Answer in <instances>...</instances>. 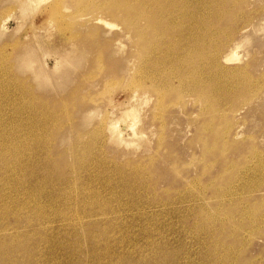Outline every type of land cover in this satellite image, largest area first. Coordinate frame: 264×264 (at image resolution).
I'll return each mask as SVG.
<instances>
[{
    "label": "rangeland",
    "instance_id": "374dc122",
    "mask_svg": "<svg viewBox=\"0 0 264 264\" xmlns=\"http://www.w3.org/2000/svg\"><path fill=\"white\" fill-rule=\"evenodd\" d=\"M73 10L70 27L58 28L48 22L43 5L24 9L15 0H0L2 264H264V183L258 189L244 185L246 170L264 165V0L172 3L160 17L163 23L147 34L149 67L185 79L194 61L218 56L216 73L229 84L227 100L203 111V97L199 102L185 88L158 104L149 94L150 102L139 103L142 119L136 126L151 129L123 147L108 141L106 126L130 108L136 83L144 81L135 75V47L119 20L104 11L90 5ZM74 13L101 17L113 27L101 26L95 39L72 41L77 52H89L82 66L55 89H37L32 73L22 69L21 54L33 53L35 67L50 72L56 53L70 47L69 34L79 30L90 38L94 31L92 21L78 27ZM103 39L112 45L99 52ZM117 42L123 47L110 56ZM236 45L240 59L223 63ZM57 78L51 74V82ZM169 85L166 93L178 90L175 80ZM208 95L211 102L221 99L213 90ZM252 175L256 184L264 180Z\"/></svg>",
    "mask_w": 264,
    "mask_h": 264
},
{
    "label": "bare ground",
    "instance_id": "6f19581e",
    "mask_svg": "<svg viewBox=\"0 0 264 264\" xmlns=\"http://www.w3.org/2000/svg\"><path fill=\"white\" fill-rule=\"evenodd\" d=\"M18 2V6L19 8H26V7H38V6H44V9L47 12L48 15V22L49 19H52V21L54 22V25L56 24V26L58 28H63V27H70L69 25V21H67V19L71 18V16L73 15V12L75 9V11L81 12L83 11L85 8H87L89 5L92 6V8H96V9H100L102 11H104L107 15L115 18L116 20H119V22L122 25V34L124 36H127L130 41L131 44H133V47L135 49L136 52H134L135 54L132 56V58L136 59L139 61V70L136 71V77L140 76V78H143L144 81H142V83L137 82L136 83V87H135V91L133 92L132 95V99L131 102L133 104L130 103V108L123 110L122 112H120L119 117L114 120L113 122H110L109 124H107V131L109 132V138L108 141L116 146H130V145H134L135 143H137L139 140H142L145 138L146 136V130L148 128V130L151 129V125H147L144 126L143 129L141 127V129H139L136 126V123L140 120L141 121V113H140V108H139V103L144 101L145 104H147L148 100H147V95H155L156 97V103L158 104L160 101L164 100V95H166V97H174L179 90L181 92L183 91V88L186 89L187 93L193 92L196 94V97L198 96L199 102H200V98L203 97V103L200 106L201 110H206V111H210V110H215V108L218 107V104H220L219 102H221V100H227L225 98V96H223L225 93V91L228 92V83H224V81H220L221 76H217L218 74L216 73L217 69L216 67H220V63L218 61V56L215 55H209L210 57H208V61L204 63H199L198 65L196 64V62L194 61V65L191 69V71L189 72V78H185L183 79L182 76L176 75L173 71H169L167 73L166 69H164L166 71L165 72H161V71H154L155 67H149V59H146V56L144 55L145 52V43H146V37L147 34H149L151 32L152 29H155L157 26H159L161 23H163L164 20H161L160 17L163 15H168L167 11H171V7H172V3H175L177 1H181V0H15ZM233 1V0H232ZM236 1V0H234ZM233 3V2H232ZM88 4V5H87ZM232 5V4H231ZM232 8V7H231ZM71 9L73 11H71ZM63 10V11H62ZM260 10V9H259ZM43 11V9L41 10ZM258 11V10H257ZM45 12V11H44ZM244 12V11H243ZM46 14V13H45ZM75 14V13H74ZM46 15V16H47ZM76 15V14H75ZM246 15V14H245ZM249 15V14H248ZM77 18H79V24H76L78 27H84L85 23H87V21H92L93 25H94V31L89 34L90 38H87L86 35H82L81 33H79V30H77L76 34H69L67 36V38H65V41H67V43H71L72 41L76 40V39H80L85 40L86 39H95L98 36V31L101 30V26H103L104 28H112L113 25L109 24L108 22H106L103 18L101 17H96V18H92V19H85L84 15L82 14H77L76 15ZM252 16V14H251ZM45 17V16H44ZM88 17V16H87ZM94 17V16H93ZM109 18V17H108ZM245 19V18H244ZM249 20V19H248ZM51 21V20H50ZM51 21V22H52ZM50 22V23H51ZM166 22V20H165ZM68 23V24H67ZM69 25V26H68ZM72 25V24H71ZM249 27V26H248ZM247 27V29H248ZM252 28V27H251ZM261 28V27H260ZM65 30V29H64ZM246 30V29H245ZM2 28H1V30ZM48 31V30H46ZM242 31V30H241ZM65 32V31H64ZM63 33V32H62ZM61 34V33H60ZM50 37V36H49ZM118 37V35L116 36ZM47 39V38H46ZM120 39V38H119ZM118 39V40H119ZM233 39V38H232ZM122 40V39H120ZM79 41V42H81ZM231 41V39H230ZM229 41V42H230ZM235 41V40H234ZM243 41V40H242ZM78 42V43H79ZM83 42V41H82ZM228 42V41H227ZM237 42V41H236ZM241 42V40H240ZM232 43V42H230ZM229 43V44H230ZM235 43V42H234ZM243 43V42H242ZM239 44V43H237ZM112 42H110V40L107 39H103V43L102 46L99 47V52H102V50H109V48L111 47ZM70 47H68L67 50H64L63 53H56V63L54 65V67L51 69L50 72H48L47 70H42L41 68H36L35 67V61L37 59H35V55H33V53L29 52V51H24L20 57L17 56L18 58H22V69L23 70H29V72H31V76L30 79H32L36 85L37 89H44V88H48V86L52 89H55V87L58 86V82H60L61 80H63L64 78H66V76L68 75V72L70 73V71L72 70H77L79 69L82 65L79 63V61H83L86 58V55L89 54L86 53V51L81 50L79 52L76 51V49L74 48L75 43H71L69 44ZM225 46V45H224ZM114 47L111 52L109 53L110 56H115L117 53H119L120 49L123 47L119 42H117L116 44H114ZM216 48V47H215ZM230 48V47H229ZM237 48V45L232 47L231 50L227 51L228 54L226 53V55L221 58L223 59V63L225 64H231L233 62L238 61L240 58L237 55V51H235V49ZM239 48V47H238ZM132 49V48H131ZM241 49V47H240ZM98 50V49H97ZM239 50V49H237ZM216 51V50H215ZM225 51V50H224ZM211 53V52H210ZM217 53V52H216ZM52 54V53H51ZM99 54L96 58V60H98L100 58V56L102 55L101 53H97ZM215 54V53H214ZM217 55V54H216ZM221 55V53H220ZM102 57V56H101ZM17 58V60H18ZM130 59V58H129ZM195 59V58H194ZM220 59V58H219ZM102 60V58H101ZM99 61V60H98ZM131 61V59H130ZM19 62V61H18ZM74 63V64H73ZM85 63V62H84ZM100 63V62H99ZM102 63V62H101ZM222 63V64H223ZM74 66H73V65ZM129 64V63H128ZM143 64V65H141ZM246 64H248L246 62ZM85 65V64H84ZM229 66V65H228ZM244 66V65H243ZM102 67V66H101ZM246 67V66H245ZM20 68V67H19ZM104 68V67H103ZM102 68V69H103ZM228 68V67H227ZM232 68V67H231ZM237 68V67H236ZM170 69V68H169ZM220 69V68H219ZM230 69V68H229ZM20 68V71H23ZM33 70V72H32ZM223 70V69H222ZM242 70V69H240ZM245 70V69H244ZM226 71V70H225ZM247 71V70H246ZM134 72V71H133ZM228 72V71H227ZM243 73V71H242ZM51 74L55 75L56 77L58 76V78L56 80H54V83L51 82ZM150 74H154L155 76H151L149 78H153L155 80V83H157L156 85L153 84L152 81H149L147 78ZM221 74V73H220ZM232 74V73H231ZM236 74V73H234ZM239 74V73H238ZM225 75V74H224ZM250 76V75H249ZM230 77V76H229ZM243 77V76H242ZM132 78V77H131ZM135 78V77H134ZM228 78V77H227ZM249 78V77H248ZM247 78V79H248ZM232 79V78H231ZM240 79V78H239ZM251 79V78H250ZM264 79V78H263ZM177 82V86H178V90L175 91L173 90L172 92H168L166 93L165 89L166 86H168L169 84L172 85L173 81ZM226 80V79H225ZM236 80V79H235ZM244 80V79H243ZM185 81V82H183ZM239 81V80H238ZM234 82V81H233ZM230 82V83H233ZM264 82V81H263ZM238 83V82H237ZM241 83V82H240ZM246 83V82H245ZM259 83V81H258ZM46 84V85H44ZM54 84V85H53ZM169 85V87H170ZM232 85V84H231ZM252 85V84H251ZM46 86V87H45ZM241 86V85H240ZM245 86V85H244ZM257 86V85H256ZM215 87L216 90H215ZM246 87V86H245ZM241 88V87H240ZM239 89V88H237ZM250 89V87L248 88ZM210 90L215 91L216 94H221V99L217 100L215 99L214 101H209L208 99L210 98V94L208 95V92ZM245 90V88H243V91ZM239 91V90H238ZM259 91V90H258ZM177 92V93H176ZM246 92H248L246 90ZM239 93V92H238ZM175 94V95H172ZM192 94V93H191ZM230 94V93H229ZM227 94V95H229ZM235 94V93H234ZM258 93L255 94V96H257ZM242 95V94H241ZM73 96V95H72ZM200 96V98H199ZM209 96V98L207 99V97ZM212 96V95H211ZM215 96V95H214ZM176 97V96H175ZM183 97V95H182ZM254 96H252L253 98ZM151 98V97H150ZM225 98V99H224ZM182 99V98H179ZM197 99V98H195ZM197 99V100H198ZM141 100V101H140ZM147 100V102H146ZM183 100V99H182ZM182 100H180L182 102ZM193 100V99H192ZM233 100V99H232ZM179 101L178 100V95H177V100L176 102ZM150 102V100H149ZM175 102V103H176ZM192 102V101H191ZM170 103V102H169ZM168 103V104H169ZM222 103V102H221ZM144 104V106H145ZM156 104V105H157ZM172 104V103H171ZM225 104V103H224ZM222 104V105H224ZM155 105V104H154ZM155 105V106H156ZM167 105V103H166ZM229 105V104H228ZM232 105V104H231ZM178 106V105H177ZM160 107V105H159ZM224 107V106H223ZM231 107V106H230ZM16 108V107H15ZM162 108V106H161ZM233 108V107H232ZM118 109V108H117ZM166 109V107H165ZM86 110V109H85ZM90 110V109H89ZM94 110V107H93ZM161 110V109H160ZM230 110V109H229ZM228 110V111H229ZM116 111V110H115ZM202 111V112H203ZM224 111V110H223ZM92 112V111H91ZM142 112V110H141ZM164 112V110H163ZM161 112V113H163ZM222 112V110H221ZM231 112V111H229ZM90 112H86L85 113V118L86 116L89 114ZM91 114V113H90ZM89 114V115H90ZM221 114V113H220ZM227 114V113H226ZM111 116V115H110ZM223 116V115H222ZM144 117V116H143ZM88 118V117H87ZM163 118V117H162ZM209 121V119H208ZM229 121V120H228ZM105 122V120H104ZM202 123L204 124V122L202 121ZM105 124V123H104ZM164 124V123H163ZM207 124V121H206ZM212 124V123H211ZM210 125V124H209ZM217 125V124H216ZM223 125V124H221ZM225 125V124H224ZM229 125H231L229 123ZM162 126V125H161ZM233 126V125H232ZM239 126V125H238ZM153 127V126H152ZM208 127V126H207ZM210 127V126H209ZM229 127V126H228ZM235 127V126H234ZM150 128V129H149ZM202 128H204L202 126ZM206 128V127H205ZM204 128V130H206ZM211 128V127H210ZM240 128V127H238ZM164 130V129H163ZM219 130V129H218ZM207 131V130H206ZM161 132V131H160ZM211 132V130H210ZM214 132V131H213ZM216 132V129H215ZM218 133V132H217ZM238 133V132H237ZM236 133V134H237ZM160 134V133H159ZM216 134V133H215ZM214 134V135H215ZM221 134V133H220ZM225 134V131H224ZM240 134V133H239ZM161 135V134H160ZM218 135V134H217ZM206 136V135H205ZM204 136V137H205ZM229 135H227L226 137H228ZM162 137V136H161ZM216 137V136H215ZM222 137V136H221ZM224 137V136H223ZM234 137V136H233ZM232 137V138H233ZM207 138V137H206ZM205 138V139H206ZM231 138V140H232ZM237 138V137H236ZM198 139V137H197ZM228 139V138H227ZM161 140V139H160ZM230 140V141H231ZM238 140V139H237ZM203 141V140H202ZM223 141V139H222ZM225 141V140H224ZM201 142V141H200ZM215 141H213L214 143ZM205 143V142H204ZM217 144V143H216ZM226 144V142H225ZM230 144V143H229ZM233 144V143H231ZM204 145V144H203ZM215 145V144H214ZM224 145V144H223ZM227 146V145H226ZM230 148V146H229ZM203 154L204 155H209L211 152L208 148H206L205 146H203ZM225 150V148H223ZM228 149V148H227ZM255 149V148H254ZM213 150V149H212ZM218 150V149H217ZM221 153V152H220ZM259 153V152H258ZM257 153V156H258ZM224 154V153H223ZM225 156V155H223ZM263 156V155H262ZM264 158V157H263ZM262 158V159H263ZM216 159V158H215ZM253 159V158H252ZM258 160V159H257ZM264 161V160H263ZM251 162V161H250ZM232 163V162H231ZM253 163V162H252ZM256 163V162H255ZM260 163V162H259ZM242 165V164H241ZM212 166V165H211ZM248 166V165H247ZM250 166V165H249ZM226 167V166H224ZM228 167V166H227ZM236 167V166H235ZM246 167V166H245ZM239 168V167H238ZM225 169V168H224ZM245 169V168H244ZM209 170V169H208ZM207 170V171H208ZM228 170V169H227ZM225 171V170H223ZM203 172V171H202ZM238 172V171H237ZM236 172V173H237ZM251 172V174H250ZM225 173V172H224ZM223 173V174H224ZM255 176H259L260 174L262 175V177H264V165L262 164H256L251 166L250 168H248L246 170V180L244 181V185L248 187L249 186H253L255 188L259 187L261 184L263 185L264 180L259 181V184H256L258 182H253V175ZM202 174V173H201ZM226 174V173H225ZM222 174H220L221 176ZM199 176V175H198ZM231 176V175H230ZM242 177V176H241ZM260 177V176H259ZM258 177V179H259ZM221 178V177H220ZM231 178V177H230ZM235 178V177H233ZM193 179V178H192ZM199 179V178H198ZM222 179V178H221ZM220 179V180H221ZM229 179V178H228ZM256 179V177L254 178ZM195 180V179H194ZM219 180V181H220ZM235 180V179H234ZM229 181V180H227ZM230 181H232L230 179ZM253 182V184H252ZM193 183V182H192ZM220 183V182H218ZM232 183V182H231ZM242 183V182H241ZM261 183V184H260ZM240 184V183H239ZM195 185V184H194ZM192 186V185H191ZM190 186V187H191ZM217 186V185H216ZM237 186V185H236ZM217 188V187H215ZM244 187H242L241 189H243ZM199 189V188H198ZM239 189V188H238ZM249 189V187L247 188ZM258 189V188H257ZM203 190V188L201 189ZM226 190V189H225ZM244 190V189H243ZM204 191V190H203ZM258 191V190H257ZM217 192V191H216ZM222 192V191H221ZM261 192V191H260ZM201 195H203V192ZM258 193V192H257ZM212 194V193H211ZM220 195H225L224 192H222V194L219 192ZM239 194V193H238ZM213 197V196H212ZM218 197V196H217ZM264 197V195H263ZM209 198V197H208ZM214 198V197H213ZM203 199V198H202ZM235 199V198H234ZM243 199V197H242ZM262 199V197H261ZM209 200V199H208ZM220 200V199H219ZM222 200V199H221ZM210 201V200H209ZM237 202V201H235ZM234 202V204H235ZM247 202V201H246ZM238 205V204H237ZM255 205V204H254ZM229 207V206H228ZM238 207V206H237ZM244 207V206H243ZM231 208V207H230ZM233 208V207H232ZM258 208V207H257ZM251 209V208H250ZM216 210V209H215ZM257 209H255L256 211ZM213 212V211H212ZM221 212V211H220ZM255 213V212H254ZM230 215H232L231 213H229ZM260 215V214H259ZM221 216V215H220ZM235 216V215H234ZM219 217V216H218ZM240 217V216H239ZM246 217V216H245ZM255 217V216H254ZM228 218V217H227ZM224 219V218H223ZM256 219V218H255ZM228 220V219H227ZM230 220V219H229ZM247 220V219H246ZM245 220V221H246ZM263 220V219H262ZM225 221V220H224ZM239 221V219H238ZM250 221V220H249ZM70 222V221H69ZM241 222V221H240ZM81 225V222L78 223V225ZM222 224V223H221ZM76 225V224H74ZM73 225V226H74ZM77 225V226H78ZM237 225V224H236ZM240 225V224H239ZM242 225V224H241ZM240 225V226H241ZM247 225V224H246ZM250 225V224H249ZM83 226V225H82ZM235 226V225H234ZM75 227V226H74ZM79 227V226H78ZM239 228V226H237ZM246 227H244L245 229ZM77 229V228H76ZM219 229V228H218ZM222 230V229H221ZM236 230V229H235ZM223 232V231H222ZM234 232V231H232ZM104 233V232H103ZM102 233V234H103ZM237 233V232H236ZM235 233V234H236ZM259 233V232H258ZM95 234V233H94ZM228 234V233H227ZM234 234V233H233ZM234 234V235H235ZM247 234V233H246ZM85 235V234H84ZM82 236L84 239L87 238V236ZM108 235V234H107ZM233 235V236H234ZM94 236V235H93ZM264 236V235H263ZM100 237V236H99ZM235 237V236H234ZM96 241H97V237ZM111 238V237H110ZM114 238V237H113ZM112 238V239H113ZM240 238V237H239ZM244 239V237H242ZM241 238V239H242ZM255 238V237H254ZM252 238V239H254ZM94 239V238H93ZM109 239V238H108ZM107 239V240H108ZM95 240V239H94ZM106 240V239H105ZM249 240V238H248ZM251 240V239H250ZM115 241V240H114ZM85 242V241H84ZM103 242V240L101 241ZM109 242V240H108ZM252 242V241H251ZM250 242V243H251ZM96 243V242H95ZM105 243V241L103 242ZM107 243V241H106ZM105 243V244H106ZM115 243V242H114ZM240 243V242H239ZM244 243V242H242ZM246 243V242H245ZM99 244V243H98ZM97 244V246H98ZM108 244V243H107ZM82 245V244H81ZM231 245V244H230ZM229 245V246H230ZM251 245V244H250ZM107 246V245H106ZM79 247V246H78ZM83 247V246H82ZM239 247V246H238ZM109 248V247H108ZM108 248H105L108 250ZM135 248V247H134ZM112 249V248H111ZM105 252V251H104ZM103 253V252H102ZM101 253V254H102ZM241 253V252H240ZM105 254V253H104ZM103 254V255H104ZM242 254V253H241ZM107 255V254H105ZM131 256V255H130ZM241 256V255H240ZM100 257V256H99ZM102 260V259H101ZM116 262V261H115ZM121 262V261H120ZM0 264H2V262L0 261ZM118 264V263H117ZM253 264V263H252Z\"/></svg>",
    "mask_w": 264,
    "mask_h": 264
}]
</instances>
